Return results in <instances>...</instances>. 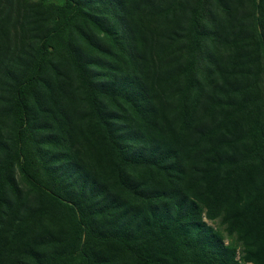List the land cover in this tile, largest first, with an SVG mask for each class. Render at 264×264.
<instances>
[{
	"label": "trees",
	"instance_id": "trees-1",
	"mask_svg": "<svg viewBox=\"0 0 264 264\" xmlns=\"http://www.w3.org/2000/svg\"><path fill=\"white\" fill-rule=\"evenodd\" d=\"M0 264H264V0H0Z\"/></svg>",
	"mask_w": 264,
	"mask_h": 264
}]
</instances>
